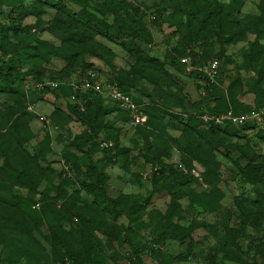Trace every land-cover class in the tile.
Wrapping results in <instances>:
<instances>
[{"label": "rangeland", "instance_id": "374dc122", "mask_svg": "<svg viewBox=\"0 0 264 264\" xmlns=\"http://www.w3.org/2000/svg\"><path fill=\"white\" fill-rule=\"evenodd\" d=\"M219 1L238 23L235 39L224 42L214 35L191 48L196 67L221 58L217 89L208 91L204 79L185 73L176 74L184 88L179 91L169 84L168 75L174 73L173 49L184 33L186 16L176 12L170 0H0V36L5 35L8 44V49L0 46V65L13 60L22 77L11 85L14 92H0V196L25 197L47 234L53 232L48 222L53 218L85 254L99 244L95 234L108 257L105 264H264V163L254 165L245 158L249 178L244 180L229 158H237L240 147L248 146L259 156L256 163L264 162V139L259 136L264 124L236 136L212 134L209 142L185 124L188 115L214 105L215 97L231 101L229 86L234 81L260 93L264 112V53L258 45L264 44V0ZM35 10H42L41 15L24 17L25 11ZM87 19L96 24V54L73 44ZM14 21L31 27L33 41L46 43L38 61L10 52L18 42L14 30L8 29ZM123 43H132L141 59L128 53ZM73 53H79L82 68L102 79L124 80L147 111L149 120L138 126L120 109L107 117L120 146L132 148L128 158L105 156L102 148L112 142L110 134L99 130L89 139L90 129L75 117L62 87L72 74L68 57ZM144 55L155 63H145ZM236 98L253 104L255 94ZM99 106L102 111L114 107L106 99ZM41 115L48 123L39 120ZM137 133L143 136L138 147L132 142ZM168 165L174 170L198 168L199 177L185 172L182 180L205 197V206L185 197L177 208L173 194L182 180H174ZM105 167L107 201L120 193L133 194L138 202L149 201L148 210L157 208L172 213L180 224L193 225L195 245L187 261L173 259L186 252L180 241L169 239L151 248L153 229L138 228L126 214L116 218L94 202L87 187ZM0 264L73 263L54 254L23 211L0 201Z\"/></svg>", "mask_w": 264, "mask_h": 264}, {"label": "trees", "instance_id": "16d2710c", "mask_svg": "<svg viewBox=\"0 0 264 264\" xmlns=\"http://www.w3.org/2000/svg\"><path fill=\"white\" fill-rule=\"evenodd\" d=\"M12 4L15 2H22L23 0H11ZM171 7L174 8L176 12H180L182 15L186 16V22L183 26V35L179 39L178 44L173 49V56L171 60V66L174 70V73L168 75V82L171 86L182 91L183 85L180 83L176 74H189V75H198L206 81V87L208 91L217 89L218 78L220 76L221 70L223 68V63L221 58L215 56L213 58H218L220 61L219 73L215 81H211L203 72L195 69L193 71H187L186 63L182 61L184 57H190L192 65L198 63L193 59L194 54L192 53V46L197 45L198 43H207L214 35H218L219 38L224 42H231L235 39L238 33V23L234 20H231L226 15V5L221 3L219 0H170ZM59 10L65 12L69 16H74L66 7H60L57 5ZM42 10H35L32 12L25 11L24 17L35 14L40 16ZM23 17V18H24ZM158 15L154 14V19H157ZM8 29H13L15 36L18 38V42L15 43L13 50L10 52H15L19 55L20 58L29 61H38L40 57V52L45 49L46 43L41 40L33 41V33L31 27H23L21 23L14 21ZM81 35L74 39L73 44L81 49L83 52H90L96 54L92 46L95 42L96 35V24L91 20L87 19L82 22ZM7 38L5 35L0 36V46L8 49V44L5 42ZM260 54L264 53V44H259ZM125 50L133 56L140 58L139 52L135 49L133 44L123 43ZM255 50V49H254ZM211 58L209 61H211ZM145 63H155V59L149 55H144L143 58ZM193 59V60H192ZM68 64L72 74H75L76 77L73 78L72 74L67 77V82L62 86L64 92L68 95L70 99L71 94L73 93L71 82L73 79L80 81L81 77L88 72V69H84L80 64V55L79 53H73L68 57ZM29 66V63H28ZM204 66V65H203ZM34 72L42 74L37 69H32ZM0 77L2 78L0 82V92H14L15 90L11 86L15 81L21 79V74L18 72L17 67L14 64L13 60L4 61L0 65ZM108 82H116L121 89L132 95L135 101L141 104L140 100L131 93L130 88L127 83L122 79H104ZM6 82L7 86H4L3 83ZM261 84H264L261 83ZM229 90L231 92V101L227 98L219 96L215 97L214 105H211L209 109H206L198 115H188V118L185 121V124L191 128L198 138L203 139L204 141L209 142L210 135L222 133L225 136H236L238 133L246 132L252 130L261 124L256 121H249L244 125H236L232 121L224 120L223 122H217L215 119L206 121L204 115H209L213 117H218L228 111H233L235 114H252L255 112H263V104L261 102L260 93L255 90L254 87L247 86L241 81H234L230 84ZM255 94V100L253 104H247L236 98L237 94L247 95ZM84 99V109H81L79 104L71 102L72 109L75 117L82 122L86 127L90 129L91 136L89 139L98 134L99 130H102L110 134V141L113 142L112 145H105L102 148L103 154L107 157H119V158H128L129 152L131 151L130 146H120V141L117 135H114L113 132L115 128L113 127L110 119H107L108 115L111 114L114 110L121 109L116 104H113L112 109L101 110L99 102L103 101V97L99 92L95 90H88L84 94L80 95ZM146 110V109H145ZM127 112V111H126ZM147 111H145L146 113ZM128 114V112H127ZM148 114V113H146ZM129 115V114H128ZM263 121H264V113ZM174 116V115H173ZM148 117V115H147ZM149 118H147V121ZM184 121V120H183ZM144 124V123H143ZM139 124V125H143ZM225 125V127H223ZM138 126V125H137ZM132 140L134 146L138 147L143 140V136L140 133H137ZM259 136L264 139V129L259 133ZM88 139V141H89ZM111 142V143H112ZM240 155L237 158L230 157L232 162L236 165L239 170L240 176L244 180H248V172L246 166H243L242 161L245 158H249L250 162L256 164L259 156L252 152L248 146L240 147ZM125 162V161H124ZM170 171L175 177L174 180L179 182L182 179L187 178L189 173L192 176H195L191 173V169L194 167H189L184 171L183 169H172L169 166ZM107 167L104 170L96 173V180L94 183L89 185L87 188H90L88 191L93 195V200L99 206L105 207L112 216L120 218L121 216L127 215L130 222L133 223L138 228H151L153 229L152 245L151 248L158 247L159 243L166 242L169 239L180 241L181 244L186 245L185 253H176L174 254L173 259H176V262L187 261V259L192 254V249L194 248L195 242L192 237L193 225H183L174 221V215L172 213H163L157 208L147 209V201L138 202L134 200L133 194L120 193L117 198H110V201L105 199V194L109 190V176L105 172ZM126 171L128 166L124 164ZM186 172V173H185ZM180 183V187L173 194V203L177 206L178 209L181 208L180 200L187 197L196 205L205 206L206 201L205 197L201 195L196 188H193L187 181L183 180ZM176 200V201H175ZM0 201L4 202L12 207H15L23 211L29 218L33 229L36 233L45 241H48L52 245V250L55 255L62 258L64 262H72L73 264H105L108 260V257L104 251V248L100 242V239L94 234V237L99 242V244L93 248L91 254H85L81 248L73 241L70 233L62 229V226L54 221L53 218L48 219L49 224L51 225L53 232L51 235L43 229V221L32 211L30 203L25 197L20 195L12 197L11 200L2 198L0 196ZM129 207V208H128ZM239 208L244 212L242 203H239ZM128 209L130 210L128 212ZM133 214L132 216H130ZM227 233L229 232V227L226 225ZM260 229L258 228L253 236V244L256 245L259 241ZM149 247V249H150ZM152 250V249H151ZM172 259V260H173ZM175 264V263H172Z\"/></svg>", "mask_w": 264, "mask_h": 264}, {"label": "built area", "instance_id": "2783aa9c", "mask_svg": "<svg viewBox=\"0 0 264 264\" xmlns=\"http://www.w3.org/2000/svg\"><path fill=\"white\" fill-rule=\"evenodd\" d=\"M182 61L186 63L187 71L197 69L200 72H203L211 81H215L219 73L220 61L218 58H213L207 65L201 67L192 65L190 57H184ZM53 84L58 85L57 83ZM70 84L73 90L70 101L79 104L81 109H84L85 100L82 99L80 95L92 89L99 92V94L108 102H112L121 109L126 110L134 125L143 124L147 121V114L145 113L141 104L137 103L132 95L124 92L116 82H108L102 79V77L96 71L89 70L81 77L80 81L73 79ZM263 113L264 112H255L252 114H235L233 111H228L227 113H224L218 117L204 115V119L206 121L215 119L217 122L229 120L239 126L253 120L262 125L264 124L262 115ZM39 120L42 123H48V119L43 115L39 116ZM105 145H112V143H105ZM191 173L196 177H199L200 175V172L196 166L191 169Z\"/></svg>", "mask_w": 264, "mask_h": 264}]
</instances>
